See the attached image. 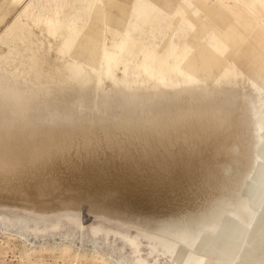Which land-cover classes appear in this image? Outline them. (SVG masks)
<instances>
[{
    "label": "rangeland",
    "instance_id": "1",
    "mask_svg": "<svg viewBox=\"0 0 264 264\" xmlns=\"http://www.w3.org/2000/svg\"><path fill=\"white\" fill-rule=\"evenodd\" d=\"M43 1L4 0L0 10V37L5 33L12 36L20 33L18 29L10 30L17 19L33 32L29 40L11 43V48L17 45L24 56L13 53L9 61L16 63L12 68L7 63L0 64L5 70L0 76L10 79L14 89L35 88L37 84L30 82L29 76H26L27 82L24 77L15 82L11 75L32 53L39 58L42 73L40 82H35L40 83L41 90L35 93L30 104L35 107H30L22 120L11 121L8 127L3 126L5 122L0 117V125L3 122L0 264H183L174 250L161 245L160 240L174 246L186 242L190 245L200 230L211 238L206 250L219 252L236 248L243 228L240 221H233L234 231L229 237L218 233L220 227L200 229L195 223L216 204L224 208L220 215L225 214V209L235 210L233 206L240 200L238 195H247L249 176L258 165L259 150L244 106L252 102L259 108L264 104V51L251 61L246 52L242 56H231L229 63L236 64L240 74L234 86L216 89L209 83H200L176 99L173 97L178 92L177 87H162V93L153 95L148 102L145 100L148 94L154 93V83L145 82L140 90H131L126 96L130 99L136 93L142 95L141 98L128 102L110 81L105 82L106 89L103 85L95 86V75L86 90L80 89L76 82L64 81L74 55L80 50L73 46L63 50L69 31L55 36L48 34L41 19L54 18L60 10L62 21L67 24L74 13L79 14L77 26L84 34L81 41L84 42L86 36L101 37L108 47L128 30L133 36L130 40L136 39L138 44L153 42L150 48L161 60L168 57L169 36L173 32L168 21L151 17L149 23L143 24L133 12V0H116L111 5L97 1L109 19L102 31L99 27L103 22L102 13L99 12L97 19L90 13L93 0ZM34 2L42 5H32L25 10ZM208 5L216 10L213 12L220 11L217 0H208ZM39 14L42 17L38 23ZM214 14L200 15L199 21H205L208 30L214 26ZM222 15L233 17V12L230 9ZM134 23L141 26L143 33L134 30ZM152 24L155 33L163 36L160 46L151 30ZM194 28L184 40L196 46L195 38L204 36L205 39L208 34L198 23ZM257 29L256 26L254 30ZM28 42L34 43L29 53L25 51ZM257 42L258 39H254V44ZM8 50L6 44L0 43V56ZM142 59L140 55L137 62ZM26 66L22 68L29 72L31 66ZM213 72L217 76V71ZM117 77L122 79V74L118 72ZM207 94H213V98H206L203 104ZM222 99L230 100L226 109L231 114L232 128L207 136L200 134L197 138L175 129L167 133L149 132L151 122L143 121L147 114L139 115L141 105L148 103L164 123L167 120L164 117L178 114L186 105L201 101L203 106H208ZM122 105L125 108L120 111L117 107ZM54 106L59 116L52 119ZM95 106L101 111L93 112ZM127 122L136 125L126 131L123 125ZM14 126L18 127V133ZM143 132L146 134L142 135ZM46 135L50 136L48 140H45ZM259 233L264 234V206L259 220L251 228L253 236ZM253 248L255 252L247 262L264 264V246ZM194 252L201 264H213L211 255L201 250Z\"/></svg>",
    "mask_w": 264,
    "mask_h": 264
},
{
    "label": "bare ground",
    "instance_id": "2",
    "mask_svg": "<svg viewBox=\"0 0 264 264\" xmlns=\"http://www.w3.org/2000/svg\"><path fill=\"white\" fill-rule=\"evenodd\" d=\"M13 1L19 2L21 0ZM56 1L60 2V0ZM97 1L98 3H103V5H105V3L106 5H111L114 4L116 0H93L90 3V13L92 12L96 19L99 12L102 13L103 22L100 23L99 27L102 31H105V27H107V23L109 21L107 17L108 14L100 9V7L96 4ZM220 1L217 0L220 11L213 12L216 10L208 5V0H133V12L136 13L137 17L143 24L148 22V20L152 17L158 19L159 21L167 20L169 28H173V32L169 36V47L167 50L168 57L162 60L158 59L155 51L150 48V45L153 42H145L142 45L138 44L136 39L133 41L130 40L133 36L128 30H126L124 35H121L119 40H113L112 45L109 47L102 42L101 37L86 36L84 42H82L81 38L84 34L77 26V21L80 17L79 14L74 13L67 24L63 23L62 13L60 10H58L54 18L44 16L41 19L42 14H39L36 19L38 23L41 19V22L44 24L48 34L55 36L61 34L63 31H69L63 50L71 46L80 50L79 54L74 55V62L69 65V71L67 69L69 75L67 78L65 77L66 79L64 81L76 82L77 85L79 84L80 89L86 90L87 87L91 85L88 84L91 82L93 75H95V86L99 87L100 85H103V89H106L108 88V85H106L105 82L110 81L114 89H119L123 99L128 100V102H132L136 100L137 97L141 98L142 96L134 93L131 95L130 99H127L126 96L129 92H131V90L138 91L142 88L145 82H153L154 84L152 85V88L154 89V93L148 94L145 101L151 100L152 96L157 95L158 92L162 93L160 89L162 87H177L178 92L173 97L176 99L180 94L186 92L187 90H192L195 88V85L200 83H209L211 87L216 89L224 85H236L237 78L240 74L236 64L229 63V61H231V56H242L244 54L243 52H246V57H249L251 61V59L256 58V54L264 51V0ZM42 2L44 3L43 0ZM45 2H48V0H45ZM38 4L40 3L34 2L30 5L28 4L25 10L29 9L32 5L38 6ZM3 6L4 0H0V10ZM230 9L233 12V17L227 18L222 15L227 13V10ZM204 12L209 15L215 13V18L213 20L214 26L209 28V30L205 27V21H199L200 15ZM217 18L220 20H216ZM238 19H240V22ZM194 22L196 24L198 23L199 26L204 27L203 30H205V33L208 34L205 39L204 36H201L200 39H198L199 37L195 38L197 41L196 46L193 45V42L191 43V41L188 42L184 40L188 38L191 31H194ZM151 26L152 32L155 33V25L152 24ZM256 26L258 29L255 31L254 28ZM132 27L135 31L138 30V32L143 33L141 26L137 23L132 24ZM12 28L20 30V33H16L13 36L5 33L0 37V43L6 44L9 49L8 53L0 56V64L7 63L11 66V68L12 65L16 63V61H9L13 53H16L19 57L24 56V53L22 54L19 52L17 45H14V48L12 49L11 43H14L15 41L23 42L29 40L30 36L33 34L31 29L27 25L22 24L18 19L14 21L10 30ZM155 34L158 41L157 44L160 46L164 40L163 36L159 33ZM7 39H9V41H7ZM254 39H258L257 44H254ZM183 40L185 42H183ZM33 47L34 43L28 42L25 51L29 53L32 51ZM70 55H73V53H70ZM140 55L143 56L142 62H137V58ZM170 58L173 59L172 63L169 62ZM27 59L28 61L26 63H19L20 68L11 72V75L15 82H17L20 77H24L25 82H27L26 76H29L30 82L35 85L37 84L35 88L26 89L25 91L14 89L10 83V79L5 76H0V117L4 120L5 123L3 126L5 127H8V124H10L13 120H22L25 113L30 110V107H35V104L34 106H30V104H33L34 101L32 98L35 97V93L40 92L41 90L40 86H38L40 83H35L40 80L42 75L39 67V58L32 53L31 55H28ZM26 65L31 66L29 72L24 71L22 68L24 66L27 67ZM214 70L217 71V76H215L213 72ZM2 71L5 72V70L0 66V72ZM118 72L122 74V79H118ZM32 75L34 76L33 79L31 78ZM262 81H264L263 78ZM209 97L213 98V94L205 95L202 103L204 104L205 99ZM81 102H83V100ZM202 103L199 101L198 104L195 102V105L190 104L188 106L186 105L184 109L180 108L177 112L178 114L175 113V115H168L164 117L165 120L167 119L164 123H162L161 117V119H159L156 117V114L153 113V105L148 103L141 105L139 115L141 116V114H145L146 116L147 114V117L143 121L147 119V122H151L152 126L150 127L149 132L152 133H167L168 131L175 129L181 131L183 134L187 133L185 134L187 136L189 132V136L191 138H197L200 134L207 136L214 134L221 129L226 132L232 128L230 118L231 114H228L226 109L230 100L222 99L215 104L211 102L212 105L208 106H203ZM263 105L264 104H262L259 108H256L253 103L250 102L248 105L244 106V110L247 112L252 125L251 129L254 138L258 141L259 150L257 160L258 165L255 172L251 173L249 176L250 181L249 184H247L246 197L238 195L240 200L237 205L233 206L235 210H232L231 208L225 209L226 212L224 215H220L222 209L224 210V208L216 204L215 207L209 209L208 213L200 217V219H198L195 223L196 226L200 227V229H203L206 226L211 227L213 225L220 227V232L218 233L223 236L228 235L229 237V235L234 231L231 227L233 221H240L243 228L241 236L236 240V243L238 242L236 244V248H224L219 252L206 250L210 246L211 238L207 236V233H204L203 230H200L199 236L191 240L192 244L190 245V242H186V238L185 242L187 244H182L180 246H174L167 240H160L161 245L174 250L175 256L180 259L179 261L183 264L202 263L201 260H197V258L194 257L196 255L194 250H201L205 252L204 254L211 255L214 259L213 264H254L247 262V260L250 259L255 252L253 247L256 245V247L258 246L261 249L263 248L264 234L259 233L257 236H253L251 234V228L253 224L259 220V212L264 206ZM117 108L121 109L125 107L122 105ZM92 110L93 112L101 111L97 106H95ZM52 111L54 112L52 119L59 116L55 113L57 112V106H54ZM120 111H122V109ZM124 113L126 114L125 109ZM89 122V124H91V121ZM2 123L0 125V135L3 129V127H1ZM26 124L27 123H25V125ZM134 125H136L134 122H127L123 125V128L126 129V131H129ZM5 127L4 129H6ZM15 127L16 126L13 128L16 129V132L18 133V127ZM32 127L31 129H33ZM22 128L24 129L25 127ZM34 130L36 129L34 128ZM117 130H119V128ZM145 134L146 132L142 133V135ZM45 137L43 136V139L45 138V140L50 138L49 135H46ZM190 137L188 138L190 139ZM1 139L2 135L0 136V140ZM5 139H8V135L5 136ZM35 148L38 150L39 146ZM251 183L253 184L252 186L250 185ZM241 207H243V210H241ZM207 221L211 222L208 223ZM189 246L193 249H190Z\"/></svg>",
    "mask_w": 264,
    "mask_h": 264
}]
</instances>
